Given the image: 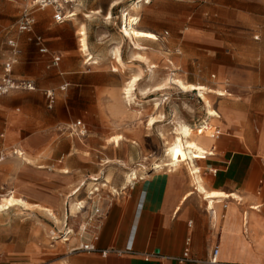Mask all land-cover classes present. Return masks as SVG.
I'll return each instance as SVG.
<instances>
[{"label": "crops", "instance_id": "1", "mask_svg": "<svg viewBox=\"0 0 264 264\" xmlns=\"http://www.w3.org/2000/svg\"><path fill=\"white\" fill-rule=\"evenodd\" d=\"M229 1L246 6L247 10L236 11V14L255 29L258 36L254 39L259 44L245 47L244 70L237 72L235 69L236 72L230 75V92H224L226 95L220 97L224 98L223 103L214 109L220 115L213 121L219 128L204 120L202 122L205 123L202 131L208 135L203 133L198 139V144L206 151L203 158L193 162L199 169L198 174L192 171L190 160L157 169L164 158L157 156V148L147 133H153V128L146 127L144 135L136 137L133 144L119 140L116 145L110 140L114 136L110 135L117 133L116 136H120L121 129L108 109L97 103L86 105L81 115L85 122L77 120L87 128L86 138L83 140L74 135L82 146L63 140L64 146L60 150L62 157H69L70 172L66 177L69 189L73 188L66 198H70V202L74 201L73 197L79 200L80 191L86 187L91 189L86 191V195L102 192L104 197L97 204L100 218L93 222L87 219V225L94 226V229L91 234L80 236V241L81 245L92 243L98 251L107 250L108 253L102 256L97 251H70L48 264H210L208 260L215 246L218 248L215 264H264V0ZM63 3L68 4L66 15L69 17L56 22L53 12L52 18L44 19L42 27L50 30L43 35L51 36L47 38L49 41L34 32L35 12L45 8L34 9L32 32L21 34L27 35L28 41L45 58L46 69H56V95L68 87L78 88L79 95H82L78 96L79 99L86 100L90 96L94 101H101V93L92 91L85 94L82 90L97 88L113 73L95 54L114 53L116 49L120 52V44L113 46L106 42L111 39L109 31L114 29L111 23L116 24L114 20L120 12L121 2L69 0ZM9 4L18 6V16L11 26L13 32L5 40L6 51L0 74L3 64L11 56L7 41L14 40L20 52L13 33L20 34L17 21L25 2L0 0V14L13 13ZM106 28L111 29L105 32L103 29ZM82 29L86 33L88 52L100 60L98 64H88L87 67L81 64L77 54L80 51L78 31ZM36 36L41 37L42 46L48 50L46 54L39 52V46L34 42ZM128 43L132 45V51L137 50L133 46L137 43L135 40L128 39ZM54 53L60 55V61L57 66L48 68ZM18 61L12 67V76L35 82L33 74L15 72ZM35 84V91L12 92L6 96L38 91L44 96V91L50 90ZM44 99L47 105L45 96ZM157 110L163 109L158 107L154 112ZM70 119L71 116H65L58 124ZM10 122L6 118L5 126L10 127ZM70 125L67 130L73 137ZM26 128L20 125L17 131H28ZM5 145L4 134L0 133V148ZM16 151L12 153L18 155ZM79 152L84 155L77 154ZM130 174L135 178L132 184L126 183ZM198 178L204 191L198 188ZM60 203L61 200L58 206ZM90 209L87 207L85 212L88 217ZM186 249L190 255L188 260L179 262L177 259L182 258ZM10 251L9 245L0 243V258L7 260Z\"/></svg>", "mask_w": 264, "mask_h": 264}, {"label": "rangeland", "instance_id": "2", "mask_svg": "<svg viewBox=\"0 0 264 264\" xmlns=\"http://www.w3.org/2000/svg\"><path fill=\"white\" fill-rule=\"evenodd\" d=\"M133 1L137 0H120V12L114 20L116 24L111 23L114 29H103L105 32L111 29V39L106 44L122 46L120 58L125 64L124 69L117 64L114 53H96L113 73L109 79L100 82L97 88L82 90L85 94L92 91L101 93L103 100L94 101L90 96L86 100L79 99L78 96L82 95H79L78 88L69 87L56 95L52 109L47 108L41 91L0 97V133L4 134L7 144L0 148V200L12 196L25 203V206L17 205L7 211H0V243L9 245L11 250L7 260L0 258V264H48L79 247L80 236L85 237L93 231L94 226L87 225L88 216L85 213L87 207H90L86 191L91 189L83 188L77 197L79 200L72 198L75 202L66 198L73 190L69 189L66 177L70 172L69 157L60 154L65 142L63 140L82 146L74 135L72 137L69 134L67 126L77 120L85 122L81 115L86 105H103L113 116L121 132L120 136H116L117 133L110 135L114 136L110 139L112 142L113 138L120 137L121 142L133 144L136 137L144 135L148 127L147 120L159 117L152 127L153 133H147L157 148V156L164 158V143L159 132H163L170 140L176 132L177 122L193 127L200 125L207 115L197 92H182L169 79L175 78L183 83L203 85L228 93L231 89V73L236 72L235 69L237 72L244 70L245 47L259 44L254 39L258 36L255 29L236 14V11L247 10L243 4L229 0H150L149 4L143 2L138 11L130 13L140 18L137 28L152 33L155 39L135 38L144 48L132 51L129 38L124 37L120 31L124 25V11H129ZM9 5L13 13L0 14V67L5 56L6 37L13 32L11 26L18 16V6ZM57 5L61 6L63 13H68V4L58 0ZM53 12V6L35 12L34 32L46 42L51 36L45 37L43 33L50 29L42 25L46 17L52 18ZM13 35L20 48L15 72L20 74L27 71L36 76L32 79L40 88L57 90L56 69H46L45 58L28 41L27 35ZM133 46L137 48L134 43ZM136 52L149 64L155 65L152 73L144 60L133 62ZM77 55L80 56L82 66L84 64L87 67L90 62L86 63L83 53L78 51ZM77 55L74 56L75 61ZM139 73L143 78L133 88V105L130 107L124 98L123 87L130 77ZM145 89H151L152 93L143 96L141 90ZM206 96L211 101L212 109H217L224 100L220 98L223 96L213 97L210 93ZM157 106L163 110L154 112ZM65 116H71L70 121L58 124ZM6 118L11 121L10 127L4 124ZM219 118V114L217 117L212 116L209 125L219 128L218 123L213 122ZM20 125H25L28 131L18 132L17 127ZM203 133L202 128L197 130V138H202ZM14 150L23 152L21 158L12 153ZM77 154L84 155L81 152ZM99 195L104 197L102 192ZM60 200L61 205L58 206ZM81 200H84L86 208L77 211V218H71L70 204ZM45 209H50L57 220L51 219ZM69 229L73 230L71 234L67 233ZM63 238L69 239V242H63Z\"/></svg>", "mask_w": 264, "mask_h": 264}, {"label": "bare ground", "instance_id": "3", "mask_svg": "<svg viewBox=\"0 0 264 264\" xmlns=\"http://www.w3.org/2000/svg\"><path fill=\"white\" fill-rule=\"evenodd\" d=\"M143 2L146 4V3H149L150 0H137L132 4V7L129 9L128 12L124 11L125 12L123 15L124 25L121 28L120 32L123 34L124 37H127L130 40H134L135 38L136 39H144V40L145 39H151V40L155 39V36L152 33L148 32V31L139 30L137 28V26L140 22V18H139V16L132 15L130 13V12L138 11L142 7L141 4ZM69 16H67V17H69ZM86 16H88V15H86ZM84 32H85V30L83 31V29H82L78 33L80 36V38H79L80 52H82L83 55L85 56L86 62L87 63L90 62L88 64H93V65L98 64L99 61L97 60V58H93L92 55L89 54V52H88V48H87L88 44H86V42H87L86 38L87 37H85L86 33H84ZM134 45L137 46V48H135L137 50H141L144 48V47L140 46L138 43H134ZM137 52H136V54L133 55V61H137V63H138V62H143L142 60H144L145 63H148L146 61V59H144V57L142 55L138 54ZM114 54H115L117 64H119V67L121 65V68L124 69L125 64L121 61L119 50L116 49ZM154 66L148 63V68L150 69V73H152V68ZM142 78H143L142 75L139 73L138 75H134V76L130 77V79L125 83V86L123 87V94H124V98L127 102V106L131 107L133 105V103L131 102V97L133 96V88L142 80ZM169 80L172 84H174L176 87H178V89H180L182 92H187V93L188 92H197V97H199L203 101V104H204V107L206 110V114H207L205 119H204V122L209 123L212 119V116L213 117L218 116L216 111L214 109H212L211 101L209 100L208 96H206V95H207V93H210L213 95V97H214V95L225 96V93L223 91L207 88L203 85L183 83L181 80L175 79V78H170ZM151 93H152L151 89L141 90V94H143V96L151 94ZM157 108H158V106H157ZM158 118L159 117H150L147 120V126L149 128H152L154 126V124L158 122V120H157ZM203 124H205V123H200V125H196V126L192 127V126L183 125V124L177 122L176 128H175L176 132L173 134V137L170 140H168L166 138V136L163 132H159L158 135L163 140V143H164V150H163L164 160L161 161V163H160V165H158L159 167L157 169H159L160 167H166V166H170V165L177 166V165H180V163L185 162L186 160H190L193 163L194 160L203 158V155L206 154V151L204 150V148H202L198 144V138L196 135L197 130L202 128ZM119 140H120V137L113 138V142L116 145L118 144ZM16 152L18 153V155L20 157L23 155V153L18 151V150ZM1 160L2 159H0V161ZM23 160H26V158L23 157ZM192 167H193L192 171H194V173L198 174L199 169L194 165V163H193ZM174 170H175V167H174ZM132 175L130 174L127 177L126 183L132 184L133 180L135 179ZM199 178H198V185H199L198 188H199V190L204 191L203 185L201 183L202 181L200 182ZM207 201H209V200H207ZM17 205H24L25 206V203L22 200L17 199V198L12 197V196L11 197L10 196L9 197H2V199L0 200V211L1 212L7 211L10 208L17 206ZM85 208H86V204L84 203V201H80L78 203H71L70 204V217L71 218H77L76 217L77 211L84 210ZM45 212L48 216H50L51 219H53L55 221L57 220L54 213L51 212L50 209H45ZM72 232H73V230L69 229V231L67 233L71 234ZM62 241L67 242L68 239L63 238Z\"/></svg>", "mask_w": 264, "mask_h": 264}, {"label": "built area", "instance_id": "4", "mask_svg": "<svg viewBox=\"0 0 264 264\" xmlns=\"http://www.w3.org/2000/svg\"><path fill=\"white\" fill-rule=\"evenodd\" d=\"M6 2H14V1H23L25 2V6L21 11V14L17 21V31L21 33H31L34 25V9H44L48 6H53L54 8V15L53 18L56 22H62L67 15L63 13L62 8L60 5H57L58 0H4ZM64 2L69 0H62ZM34 42L37 46H39V52L42 54H46L48 50L42 46V39L40 36H36ZM7 45L10 47L11 56L10 58L3 64V71L0 74V97L6 96L12 92H29L37 90L36 84L34 81L25 79V78H15L12 76V67L18 61L19 49L18 45L14 40L7 41ZM59 54H51V61L48 68L55 67L58 65L60 61ZM62 90L65 89V86L61 88ZM44 96L47 102V108L52 109L55 101H56V94L53 90H45ZM69 131L71 134L75 135L78 138H85L87 135V128L82 124L81 121H76L75 123L69 126ZM204 128H208L205 126ZM101 196L99 195L98 191H94L93 193L89 194L87 200L91 207L90 212L91 214L87 218L89 222H93L100 218V209L97 207V204L101 201ZM96 202V204L94 203ZM74 251H83V252H100L102 256H105L108 251L107 250H100L98 251L94 244L88 243L80 245L77 248L72 250ZM217 254L218 248L215 246L211 253V258L209 261L210 264H215L217 262ZM189 254L187 249L184 251L182 258H178L179 262L188 260Z\"/></svg>", "mask_w": 264, "mask_h": 264}]
</instances>
